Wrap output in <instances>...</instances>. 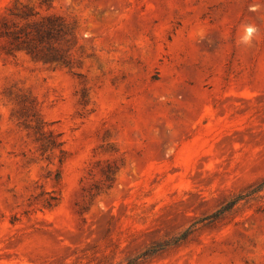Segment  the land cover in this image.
Returning a JSON list of instances; mask_svg holds the SVG:
<instances>
[{"label":"rangeland","instance_id":"1","mask_svg":"<svg viewBox=\"0 0 264 264\" xmlns=\"http://www.w3.org/2000/svg\"><path fill=\"white\" fill-rule=\"evenodd\" d=\"M27 8L73 38L0 35V264H125L264 179V0H0V31ZM136 264H264V189Z\"/></svg>","mask_w":264,"mask_h":264},{"label":"trees","instance_id":"2","mask_svg":"<svg viewBox=\"0 0 264 264\" xmlns=\"http://www.w3.org/2000/svg\"><path fill=\"white\" fill-rule=\"evenodd\" d=\"M48 3L49 0H43ZM21 16L26 21L17 25L4 22L0 35L6 38L11 48L24 49L37 59L45 62H59L69 64L68 50L73 38V30L65 19L59 15L48 14L39 16L38 12L31 9H24ZM35 17L31 19V17ZM264 189V179L249 190L239 193L227 200L211 214L200 218L185 230L169 239L156 242L136 257L129 258L125 264H136L153 256L157 252L180 243L187 239L197 224L211 222L233 209L240 201L249 199Z\"/></svg>","mask_w":264,"mask_h":264}]
</instances>
